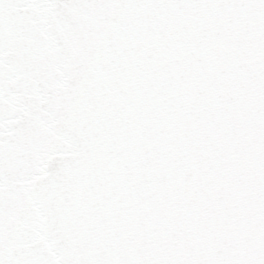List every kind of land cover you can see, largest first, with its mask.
<instances>
[{
	"label": "snow or ice",
	"instance_id": "obj_1",
	"mask_svg": "<svg viewBox=\"0 0 264 264\" xmlns=\"http://www.w3.org/2000/svg\"><path fill=\"white\" fill-rule=\"evenodd\" d=\"M0 264H264V0H0Z\"/></svg>",
	"mask_w": 264,
	"mask_h": 264
}]
</instances>
